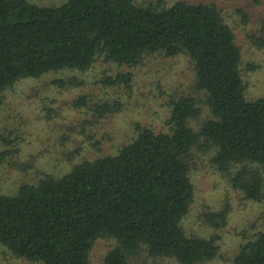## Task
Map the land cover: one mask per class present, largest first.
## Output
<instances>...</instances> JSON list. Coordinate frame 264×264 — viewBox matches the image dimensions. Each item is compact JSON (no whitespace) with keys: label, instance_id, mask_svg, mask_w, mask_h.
<instances>
[{"label":"trees","instance_id":"obj_1","mask_svg":"<svg viewBox=\"0 0 264 264\" xmlns=\"http://www.w3.org/2000/svg\"><path fill=\"white\" fill-rule=\"evenodd\" d=\"M251 1L248 8L261 2ZM246 8L236 11L243 24L251 21ZM254 41L264 48V24ZM155 55L188 58L194 87L207 93L211 116L195 129L191 122L202 115L198 98L178 96L171 100L167 130L138 124L116 153L83 159L61 176L45 173L37 182L0 194V246L7 252L34 264H90L96 242L112 238L117 245L104 264H129L143 251L179 264L215 260L221 252L219 235H190L183 225L196 199L197 156L210 150L215 169L247 199L264 204V96L248 99L242 47L216 2L0 0V109L5 108L3 96L29 78L87 71L99 58L136 68ZM258 68L247 65V71ZM112 82H121L128 93L137 76L122 71L108 85ZM53 83L61 90L75 84L63 77ZM122 108L117 100L94 106L83 94L67 110L102 118ZM60 114L58 107H45L38 122ZM33 115L30 107L18 120ZM81 121L92 124L85 117ZM24 125L6 128L8 133L0 129V141L7 145L0 161L16 162L18 144L25 141L21 136L32 128ZM229 213L228 206L210 211L207 223L221 230ZM255 235L241 245L233 264H264V230Z\"/></svg>","mask_w":264,"mask_h":264},{"label":"rangeland","instance_id":"obj_2","mask_svg":"<svg viewBox=\"0 0 264 264\" xmlns=\"http://www.w3.org/2000/svg\"><path fill=\"white\" fill-rule=\"evenodd\" d=\"M31 1L40 5H56L65 0ZM136 1L138 4H146L154 0ZM165 1L166 4H171L176 0ZM188 1L216 2L219 5L226 21L236 29L238 42L242 47L243 70L249 85L247 97L251 100L263 97L264 48L254 43V37L264 24V0L250 8L247 3H251V0ZM242 7H247L246 10L250 14L249 24H243L236 12ZM249 64H258L259 68L247 71ZM122 71H131L137 76L133 91L128 90L127 93L125 88H121V82L108 85V81L117 79ZM62 77L73 80L74 86L64 90L57 89L53 82ZM194 84L195 74L187 57L157 55L150 56L136 68L119 67L99 58L87 71L67 70L62 74L23 81L3 96L5 108L0 109L4 113L3 117L2 113L0 114V129L8 133L6 128L15 127L14 130H17L19 124L32 128L29 129L28 135L21 136L25 141L18 144L20 153L18 158H14L16 162L10 161L9 158L0 161V194L15 192L23 182H37L45 173L61 176L83 159L116 153L133 138L138 124L155 128L157 131L167 130L172 110L171 100L181 95L193 94L198 98L202 115L193 120L191 125L199 129L211 116V112L207 104V93L197 91ZM83 94L89 95V100L94 106L103 101L117 100L123 103V108L102 118L93 116L92 112L84 114L67 110L68 105ZM50 106L58 107L60 116L51 122L48 119L43 121L44 123L38 122L43 116V109ZM30 107L34 110L32 118L29 121L18 120ZM82 117L88 118L92 124L81 121ZM5 137L10 141L14 136ZM5 148L6 142L0 141V151ZM213 153L210 150L197 156L193 172L196 199L183 220V225L190 235H219L220 255L205 264H233L231 259L241 245L254 238L257 232L264 230V204L247 199L242 191L235 189L229 177L215 169L211 162ZM226 206L230 208L228 225L216 231L207 223L206 214L222 210ZM116 245L115 239H99L91 253L90 264H104L106 255ZM0 264L34 263L13 256L0 246ZM129 264L179 263L173 259L154 258L143 251L138 256L131 257Z\"/></svg>","mask_w":264,"mask_h":264}]
</instances>
